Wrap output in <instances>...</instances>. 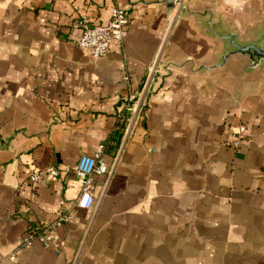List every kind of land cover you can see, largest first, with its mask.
I'll return each instance as SVG.
<instances>
[{
	"label": "crops",
	"instance_id": "obj_1",
	"mask_svg": "<svg viewBox=\"0 0 264 264\" xmlns=\"http://www.w3.org/2000/svg\"><path fill=\"white\" fill-rule=\"evenodd\" d=\"M185 1L170 20L172 0H114L126 36L97 59L76 21L106 22L113 1L0 0V264H264V69L239 80L237 61L219 66L225 44L208 29L264 26V0ZM106 143L113 173L72 207L73 166ZM50 165L60 174L29 182ZM61 200L60 252L33 242L5 260Z\"/></svg>",
	"mask_w": 264,
	"mask_h": 264
},
{
	"label": "built area",
	"instance_id": "obj_2",
	"mask_svg": "<svg viewBox=\"0 0 264 264\" xmlns=\"http://www.w3.org/2000/svg\"><path fill=\"white\" fill-rule=\"evenodd\" d=\"M110 1L114 2V0ZM179 5L180 3L177 1L174 8L168 13L169 19H176ZM127 23L128 17L126 11L118 4H115V2L110 8V16L106 22H99L87 16H81L76 21V27L79 31V36L76 41L77 45L81 48L90 50L94 58H101L108 52L113 44L118 48L122 46L126 36ZM166 36L167 34L164 35V39L148 69L142 87L148 85L149 81L152 79V74L157 71V68H159L161 64V52ZM132 99L133 96H130L129 101H132ZM131 109L138 114L142 109V105H134V102H132ZM246 135V125L240 124L237 131L233 134L232 139L228 142L229 146L234 148L239 147ZM114 164L115 161L111 164L107 163L102 145L93 155L80 156L77 163L72 168L79 183V194L72 204V207L87 209L92 205L93 197L91 195V187L94 175L106 174L110 176L114 171ZM59 174L60 171L53 165H50L43 169L32 170L28 175V180L30 183H37L47 176L56 177ZM72 207H68L62 200L59 201L57 209L54 211V218L49 222L41 221L33 224L22 236L19 244L14 250L5 257V260L13 262L20 250L31 245L33 242L40 243L44 248L50 249L56 254L59 253L63 246L59 229L71 218Z\"/></svg>",
	"mask_w": 264,
	"mask_h": 264
},
{
	"label": "water",
	"instance_id": "obj_3",
	"mask_svg": "<svg viewBox=\"0 0 264 264\" xmlns=\"http://www.w3.org/2000/svg\"><path fill=\"white\" fill-rule=\"evenodd\" d=\"M177 1L184 8L186 7L185 0H172L173 6ZM208 24H212L211 20H209ZM256 26L252 28V31L243 34L237 33L227 24H225L224 29L220 25L218 27L216 23L208 26L211 34L225 44L223 51L217 55V59H219L218 65H224L227 61L233 59L237 61L239 63V71L237 70L236 75L239 80L264 69V26ZM168 66L169 64L166 63L164 70L167 71Z\"/></svg>",
	"mask_w": 264,
	"mask_h": 264
},
{
	"label": "trees",
	"instance_id": "obj_4",
	"mask_svg": "<svg viewBox=\"0 0 264 264\" xmlns=\"http://www.w3.org/2000/svg\"><path fill=\"white\" fill-rule=\"evenodd\" d=\"M126 120H127V112H125L122 115L121 120L117 122L115 129L116 132L113 131V133L117 134V136H121L122 130L125 127ZM102 147H103V152L105 151V148L107 151H109L110 145L106 143L105 145H102Z\"/></svg>",
	"mask_w": 264,
	"mask_h": 264
}]
</instances>
